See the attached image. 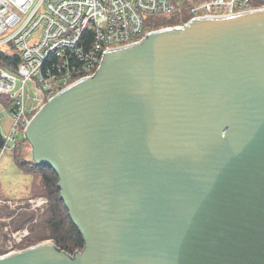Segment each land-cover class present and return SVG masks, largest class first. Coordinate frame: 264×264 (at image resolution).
<instances>
[{
    "label": "water",
    "instance_id": "1",
    "mask_svg": "<svg viewBox=\"0 0 264 264\" xmlns=\"http://www.w3.org/2000/svg\"><path fill=\"white\" fill-rule=\"evenodd\" d=\"M24 134L85 247L0 264H264V10L108 52Z\"/></svg>",
    "mask_w": 264,
    "mask_h": 264
},
{
    "label": "built area",
    "instance_id": "2",
    "mask_svg": "<svg viewBox=\"0 0 264 264\" xmlns=\"http://www.w3.org/2000/svg\"><path fill=\"white\" fill-rule=\"evenodd\" d=\"M261 10L264 0H0V94L10 101L13 123L3 137L0 157L17 149L19 135L25 139L32 112L77 82L94 77L108 52L198 19ZM184 12L188 14L183 16ZM178 15L181 21L174 26L147 27L151 18ZM89 33L94 37L91 42ZM14 56L19 63L10 61ZM31 93L35 97L29 108Z\"/></svg>",
    "mask_w": 264,
    "mask_h": 264
},
{
    "label": "rangeland",
    "instance_id": "3",
    "mask_svg": "<svg viewBox=\"0 0 264 264\" xmlns=\"http://www.w3.org/2000/svg\"><path fill=\"white\" fill-rule=\"evenodd\" d=\"M187 14L184 12L182 15ZM170 20L179 22L181 16L178 15ZM153 21L154 23L163 22L159 18H154ZM150 23H147L148 28L151 27ZM29 88L34 92L33 83H30ZM34 97L35 94L31 93L27 100L29 108L34 103ZM38 111L31 113V119ZM10 113L11 105L8 97L0 94V132L3 137L10 133L13 125ZM19 139L22 141L23 136L19 135ZM26 141L23 143L21 155L33 160L32 147ZM13 152L8 150L0 157V257L41 243H54L52 239H48L47 235L43 239H37L42 233V231L33 230L38 224V219L27 224L19 222V214L25 211H35L38 217L41 216L49 207L50 201L44 194L41 178L20 171L13 159ZM37 202H44V204L37 206ZM8 211H13L14 215L9 216Z\"/></svg>",
    "mask_w": 264,
    "mask_h": 264
},
{
    "label": "trees",
    "instance_id": "4",
    "mask_svg": "<svg viewBox=\"0 0 264 264\" xmlns=\"http://www.w3.org/2000/svg\"><path fill=\"white\" fill-rule=\"evenodd\" d=\"M154 18H151L149 23L151 28L159 29L168 26H174L178 22L170 19H161L154 23ZM174 19V18H172ZM160 20V19H159ZM93 34H87V41H93ZM4 57V56H3ZM14 64L19 63V58L14 56L10 59ZM53 61H55L53 59ZM26 139L19 142L18 147L14 150L13 159L20 171L29 175H37L41 178L43 184L44 194L48 197L50 204L46 211L38 217L35 211H25L19 214V222L27 224L38 219V224L34 227L35 231H42L37 239H43L46 235L48 239H52L59 250H64L68 253L81 251L85 247L84 238L79 231V228L74 224L70 217L69 210L61 197V189L59 187L58 174L51 168L45 165H36L33 160L26 159L21 152H23V143ZM27 142V141H26ZM4 146V139L0 132V150ZM8 215H14V212L8 211Z\"/></svg>",
    "mask_w": 264,
    "mask_h": 264
}]
</instances>
